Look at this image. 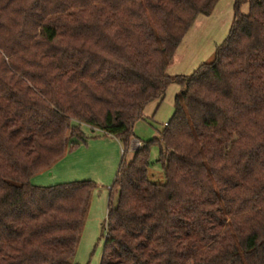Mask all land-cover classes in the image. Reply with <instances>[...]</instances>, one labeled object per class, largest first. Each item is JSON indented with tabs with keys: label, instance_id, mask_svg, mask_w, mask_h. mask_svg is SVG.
Masks as SVG:
<instances>
[{
	"label": "trees",
	"instance_id": "16d2710c",
	"mask_svg": "<svg viewBox=\"0 0 264 264\" xmlns=\"http://www.w3.org/2000/svg\"><path fill=\"white\" fill-rule=\"evenodd\" d=\"M219 1L0 0V264H71L97 185L31 178L83 125L123 150L100 264H264V0H233L212 60L167 73ZM173 84L172 121L127 161Z\"/></svg>",
	"mask_w": 264,
	"mask_h": 264
},
{
	"label": "rangeland",
	"instance_id": "374dc122",
	"mask_svg": "<svg viewBox=\"0 0 264 264\" xmlns=\"http://www.w3.org/2000/svg\"><path fill=\"white\" fill-rule=\"evenodd\" d=\"M233 5V0H220L212 15L207 18L206 24L202 27L203 30L196 35L195 43L191 37L195 28L190 32L180 46L178 56L173 58L168 68L169 76H192L201 64L212 60L216 47L226 40L230 32ZM242 12H248L247 5L243 6ZM181 54L193 56L194 61L187 60L182 64V61L179 62ZM179 91L177 85H170L160 105L154 102L146 107L143 118L134 125L135 138L133 139L144 146V142L159 138L164 125L172 121L174 100ZM81 131L84 134L83 140L70 139L69 147L64 155L49 169L34 174L31 184L35 187L47 188L66 183L92 181L97 185L71 264H100L106 242L110 189L123 159V150L122 143L115 137L85 125L81 127ZM133 139L129 144L127 161L132 160L134 153L138 151L137 145L133 144ZM150 158V180L156 184H164V172L160 164L156 162L159 158L158 147L151 149ZM111 202L113 206L116 205V196Z\"/></svg>",
	"mask_w": 264,
	"mask_h": 264
},
{
	"label": "crops",
	"instance_id": "0c3cea01",
	"mask_svg": "<svg viewBox=\"0 0 264 264\" xmlns=\"http://www.w3.org/2000/svg\"><path fill=\"white\" fill-rule=\"evenodd\" d=\"M204 18H206V19H204ZM207 18H209V17H203V16H201V17H199L197 20H196V22L194 23V25L192 26V28L190 29V31L187 33V35L185 36V38H184V40H186V37L190 34V32L194 29L195 30V32L193 31L192 33H191V37L193 38V43H195V41H196V35H198L199 34V32L200 31H202L203 30V26L206 24V22H207ZM199 25V26H198ZM195 26H197V27H195ZM198 30V31H197ZM184 40H183V42H182V44L184 43ZM186 42V41H185ZM181 44V45H182ZM180 45V46H181ZM180 48V47H179ZM178 52H179V49L177 50V52H176V55H175V57L176 56H178ZM174 57V58H175ZM187 60H189V62H191V61H194V57L193 56H191V57H189V55H182L181 54V60L179 61V62H181L182 61V64H183V62L185 63V61H187ZM167 73H168V71H167ZM157 103V102H156Z\"/></svg>",
	"mask_w": 264,
	"mask_h": 264
},
{
	"label": "built area",
	"instance_id": "2783aa9c",
	"mask_svg": "<svg viewBox=\"0 0 264 264\" xmlns=\"http://www.w3.org/2000/svg\"><path fill=\"white\" fill-rule=\"evenodd\" d=\"M164 126L166 127V126H168V124H165ZM133 144L137 145L138 150H140L143 147L142 143L137 141L136 139H133Z\"/></svg>",
	"mask_w": 264,
	"mask_h": 264
}]
</instances>
